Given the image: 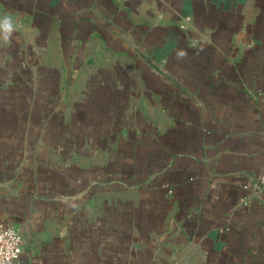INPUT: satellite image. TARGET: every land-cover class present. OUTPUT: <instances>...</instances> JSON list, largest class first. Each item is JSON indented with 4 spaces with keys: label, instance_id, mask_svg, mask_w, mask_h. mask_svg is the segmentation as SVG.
<instances>
[{
    "label": "rangeland",
    "instance_id": "374dc122",
    "mask_svg": "<svg viewBox=\"0 0 264 264\" xmlns=\"http://www.w3.org/2000/svg\"><path fill=\"white\" fill-rule=\"evenodd\" d=\"M240 1L223 9L194 0L192 17L155 0L1 1L0 22L10 18L12 32L5 40L0 28V176L7 170L27 182L47 166L66 165V152L84 137L93 136L86 147L112 148L116 137L141 139L151 154L156 141L173 139L180 114L172 96L192 95L199 81L231 78L244 51L264 68V0ZM176 29L181 34L172 37ZM170 82L179 84L172 96L164 92ZM99 194L90 207H107L104 220L81 211L82 239L80 209L71 223L57 217L62 254L53 264H190L177 253L181 246L148 237L143 216L124 205L109 222L127 190L106 185Z\"/></svg>",
    "mask_w": 264,
    "mask_h": 264
},
{
    "label": "crops",
    "instance_id": "0c3cea01",
    "mask_svg": "<svg viewBox=\"0 0 264 264\" xmlns=\"http://www.w3.org/2000/svg\"><path fill=\"white\" fill-rule=\"evenodd\" d=\"M9 1L21 7L23 0ZM203 1L223 9L241 2ZM193 2L155 0L171 12L179 8L176 13L184 17H192ZM174 33L178 36L181 30ZM241 55L231 78L199 81L190 96H172L179 84L166 83L164 92L174 97L179 110V129L173 139L156 141L152 154L141 139L125 144L116 137L112 148L93 141L86 147L84 137L76 150L66 152L72 157L66 165L47 166L44 174L27 182L3 171L0 222L14 226L22 239L15 264L55 263L62 254L55 242L54 231L62 234L57 217L66 214L71 223V214L80 209L77 233L82 239L87 223L83 212L98 218L97 223L104 220L99 215L107 207L99 213L90 206L106 185L127 190L126 200H114L109 222H117L113 215L124 205L143 216L148 237L158 241L175 221L186 237L177 253L190 264H264V68L249 60L246 51Z\"/></svg>",
    "mask_w": 264,
    "mask_h": 264
},
{
    "label": "built area",
    "instance_id": "2783aa9c",
    "mask_svg": "<svg viewBox=\"0 0 264 264\" xmlns=\"http://www.w3.org/2000/svg\"><path fill=\"white\" fill-rule=\"evenodd\" d=\"M262 179L264 180V166ZM22 252V239L17 229L0 222V264H15Z\"/></svg>",
    "mask_w": 264,
    "mask_h": 264
},
{
    "label": "water",
    "instance_id": "95a60500",
    "mask_svg": "<svg viewBox=\"0 0 264 264\" xmlns=\"http://www.w3.org/2000/svg\"><path fill=\"white\" fill-rule=\"evenodd\" d=\"M160 242L162 245H168L175 249L186 242V237L179 225L175 221H172L170 229L161 236Z\"/></svg>",
    "mask_w": 264,
    "mask_h": 264
},
{
    "label": "clouds",
    "instance_id": "9594fccd",
    "mask_svg": "<svg viewBox=\"0 0 264 264\" xmlns=\"http://www.w3.org/2000/svg\"><path fill=\"white\" fill-rule=\"evenodd\" d=\"M0 28L3 29L5 35H4V39L7 40L9 35L12 32V23L10 18L5 17L4 20L2 22H0Z\"/></svg>",
    "mask_w": 264,
    "mask_h": 264
},
{
    "label": "trees",
    "instance_id": "16d2710c",
    "mask_svg": "<svg viewBox=\"0 0 264 264\" xmlns=\"http://www.w3.org/2000/svg\"><path fill=\"white\" fill-rule=\"evenodd\" d=\"M159 29H161V30H164L165 32H167L169 29L166 27V28H159ZM166 34V36L167 35H171L172 36V32L171 33H165ZM176 36V34L174 33V35L172 36V37H175ZM160 68V67H159ZM162 71V70H161Z\"/></svg>",
    "mask_w": 264,
    "mask_h": 264
}]
</instances>
